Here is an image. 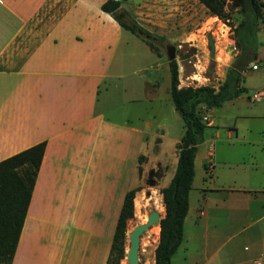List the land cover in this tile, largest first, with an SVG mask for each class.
<instances>
[{
  "label": "crops",
  "instance_id": "crops-1",
  "mask_svg": "<svg viewBox=\"0 0 264 264\" xmlns=\"http://www.w3.org/2000/svg\"><path fill=\"white\" fill-rule=\"evenodd\" d=\"M105 1L0 0V161L45 143L11 264H108L126 193L135 189L137 218L141 196L142 211L153 207L147 201L155 188L147 191L145 176L161 168L155 177L161 188L173 176L179 138L168 151L158 140L152 154L148 135L156 134L148 119H120L117 110L99 104L101 85L121 76L112 71L123 66L116 56L128 39L141 41L155 58L156 73L134 87L142 93L155 88L161 68L170 82L168 58L103 11ZM119 2L125 20L161 37L165 49L176 46L178 86L184 87L188 60L177 51L193 40L201 44L204 24L218 16L199 0ZM258 40L251 63L257 69L243 73L246 90L216 107L221 112L203 111L210 121L194 156L183 238L169 264H264V99H248L264 89V30ZM236 54L226 55L225 70ZM178 128L181 137L182 122ZM133 218L126 242L142 224H132ZM158 239L146 253L149 264Z\"/></svg>",
  "mask_w": 264,
  "mask_h": 264
},
{
  "label": "trees",
  "instance_id": "trees-1",
  "mask_svg": "<svg viewBox=\"0 0 264 264\" xmlns=\"http://www.w3.org/2000/svg\"><path fill=\"white\" fill-rule=\"evenodd\" d=\"M211 15L224 17L227 9L234 8L232 1L199 0ZM242 15L233 28L239 53L225 70L219 83L179 87L178 63L169 60L170 96L180 115L184 132L176 144L177 163L169 183L160 189L164 216L159 221V239L154 250V264H169L183 238V222L188 210V195L194 178V156L203 140L206 122L204 109L216 108L244 92L243 70L257 56L258 23L263 18L264 4L259 0H237ZM119 1L106 0L101 9L110 13L126 30L146 39L162 38L143 29L137 23L125 20L119 10ZM45 143L32 145L0 161V264H11L26 215L38 168L44 154ZM144 157L140 156L138 162ZM141 167L138 166V172ZM135 189L129 190L123 200L117 219L111 255L108 264H119L125 258L127 221L134 216ZM121 264V263H120Z\"/></svg>",
  "mask_w": 264,
  "mask_h": 264
},
{
  "label": "rangeland",
  "instance_id": "rangeland-1",
  "mask_svg": "<svg viewBox=\"0 0 264 264\" xmlns=\"http://www.w3.org/2000/svg\"><path fill=\"white\" fill-rule=\"evenodd\" d=\"M233 4L237 3V0H231ZM230 1V2H231ZM262 4H264V0H259ZM121 2H124V0H121ZM225 21V26H220L219 28L215 27V22L213 19H209L207 23L203 26V33H202V43L193 40L191 42V45L189 47H194L197 49V55L192 56L190 59L191 63L185 62V65L181 71V74L183 76L186 74H192L194 72L202 74L203 70L206 72L210 64H214L215 70L212 74V78L214 79V83H219L225 76V60L227 58V54L230 52L223 48V39L227 35V33L230 30H233L234 26L238 24V22L241 20L242 15L239 11V8L236 7V9H227L225 12L224 17H220ZM228 27H231L229 30ZM259 30H264V16L258 23ZM211 33L214 42H215V56L213 59L209 57V51L206 47L207 39L205 33ZM214 32V35H213ZM126 36H129V33H125ZM140 36V35H138ZM143 40L146 41V39L142 36H140ZM151 44H154L156 47H158L159 50H161L163 57V61H166L167 59V53L166 49L164 48V45L162 42H159L160 40L156 39H149ZM147 42V41H146ZM188 47V46H183ZM217 47V49H216ZM152 49V48H151ZM154 52L155 50L152 49ZM148 49L144 46L141 41H132L127 40L124 41V43L121 45L120 51L118 52L116 58L117 60H120L121 64L123 65L119 71H112V73H115L117 75H121L119 77L113 76L112 78H109L104 84L101 85L100 91H99V104H106L108 108H113V110H117L115 113L118 114L119 118L122 119L124 117L133 120V116L135 114L141 115L142 120L148 119L150 123L152 124V132L155 133V136H149V140L153 141V145L151 148V153L156 154L158 151V146L156 142L158 140H161L164 146V149L168 151L169 148L172 147V141L174 138H179L180 135V128L179 122H182L180 115L177 113V111L173 107V103L170 96V82L166 78V74H164V69L161 68L159 72H157V80L158 84L155 86V88H149L148 91L145 93H142L141 88H135L134 85H138L139 82L145 77L149 76L153 72V66L155 65L153 62L155 60L154 56L151 55V58L148 57ZM179 59V58H178ZM197 59H199L198 64H196L198 67L193 66V63H197ZM197 75L198 81L200 83H209L208 81H204L201 75ZM185 83V81H184ZM199 83V84H200ZM136 90V92H134ZM106 100V102H104ZM158 104V106H157ZM215 112H221V109H214ZM217 110V111H216ZM121 112V114H120ZM131 117V118H130ZM177 124V126H176ZM176 147V146H175ZM177 152V149H176ZM174 154L171 153L168 157L169 160H172L174 158ZM161 168L158 169L157 175L160 174ZM167 173L164 179H167L169 176ZM149 178L148 176H145L143 180V184H147ZM154 191H157V193L160 195V185L155 184L151 185L147 188V191L151 192V189ZM148 192V193H149ZM142 196L138 199L137 203V218L134 217L132 224H135L139 221L142 223L145 221L144 215H146L150 210L154 209V206L147 205L145 208V212L142 211L143 208V202L141 200ZM142 201V202H141ZM163 205V203H162ZM146 233L142 235V247L139 248V260L141 264H149L148 259L149 255H146V253L150 252L151 249V243L153 241L154 236H157L159 234V227L156 232L150 231L148 233V237L145 241H143V237ZM128 237H127V246L128 249ZM143 248L144 251L141 250ZM126 249V250H127ZM126 254V252H125ZM124 260L120 263L121 264H127L126 257L124 256ZM119 263V264H120Z\"/></svg>",
  "mask_w": 264,
  "mask_h": 264
},
{
  "label": "water",
  "instance_id": "water-1",
  "mask_svg": "<svg viewBox=\"0 0 264 264\" xmlns=\"http://www.w3.org/2000/svg\"><path fill=\"white\" fill-rule=\"evenodd\" d=\"M239 3V2H238ZM238 3L235 4L238 5ZM207 38V48L209 51V57L211 59L215 56V43L214 38L211 33H208L206 35ZM196 48L190 47L189 52L185 53L184 55H181V58L183 60L188 59L190 55L195 52ZM166 53L168 60L175 59L176 57V46L169 44L166 47ZM215 70L214 64H210L208 69L205 72L206 77L209 79V85L214 84V79L212 78V74ZM155 177H159V174L157 175L156 172L153 170L149 172L148 183L150 185H154ZM161 214L157 210L153 209L148 212L147 221L143 224L136 225L129 233H128V249L126 250L125 257L128 261V264H141L139 260V248H140V240L142 235L147 232V230L150 229L151 226L158 224L161 219Z\"/></svg>",
  "mask_w": 264,
  "mask_h": 264
},
{
  "label": "built area",
  "instance_id": "built-area-1",
  "mask_svg": "<svg viewBox=\"0 0 264 264\" xmlns=\"http://www.w3.org/2000/svg\"><path fill=\"white\" fill-rule=\"evenodd\" d=\"M114 1H121V0H114ZM215 27L219 28L220 26H225V21L223 19H221L220 17H217L215 20ZM231 27H228L227 29L229 30ZM214 35V32H213ZM215 37V35H214ZM215 43V42H214ZM223 48L228 50L230 53L232 54H236L239 51V47L237 45L235 36H234V32L233 30H230L227 35L224 37L223 39ZM217 49V47H216ZM197 52L193 55L196 56ZM192 58V56H190L187 60L189 63H191L190 59ZM197 63H193V66L198 67L196 64H198L199 59L196 60ZM257 69V65L255 63L251 64L248 68H246L245 70H243V73H246L248 71L251 70H256ZM200 73L194 72L192 74H190L189 76H187L185 79V84L184 86H198L201 84H206V83H200L198 81V78L196 77L197 75H199ZM202 76V78L204 79V81H208L209 79L206 77L205 75V71L203 70L202 74H200ZM200 83V84H199ZM248 99L252 102H259L262 99H264V89L262 90H256L254 92H252L251 94H249ZM203 121H205L206 123H208L210 121L209 117H207L205 114H203L202 116ZM247 248V247H245ZM256 264H261L260 261H256Z\"/></svg>",
  "mask_w": 264,
  "mask_h": 264
},
{
  "label": "bare ground",
  "instance_id": "bare-ground-1",
  "mask_svg": "<svg viewBox=\"0 0 264 264\" xmlns=\"http://www.w3.org/2000/svg\"><path fill=\"white\" fill-rule=\"evenodd\" d=\"M141 200L142 201H145V199H144L143 196H142ZM147 202L152 203L153 206H154V209L157 210L158 212H160V214H163V212H164V206L162 205V202L160 200V195L157 193V191H152V197L150 199H148ZM144 217H145V221L143 223H145L147 221L148 213L146 215H144ZM158 227H159V225L158 224H155V225L151 226L150 229L147 230V232H145V233H149L150 231L156 232V230H158ZM141 240H142V237H141ZM141 240H140V246H141ZM126 263L128 264V261Z\"/></svg>",
  "mask_w": 264,
  "mask_h": 264
},
{
  "label": "flooded vegetation",
  "instance_id": "flooded-vegetation-1",
  "mask_svg": "<svg viewBox=\"0 0 264 264\" xmlns=\"http://www.w3.org/2000/svg\"><path fill=\"white\" fill-rule=\"evenodd\" d=\"M189 48L190 47H184V48H181L180 50H178L177 52H179L180 55H184L185 53L189 52ZM196 52H197V49L191 55L195 54Z\"/></svg>",
  "mask_w": 264,
  "mask_h": 264
}]
</instances>
